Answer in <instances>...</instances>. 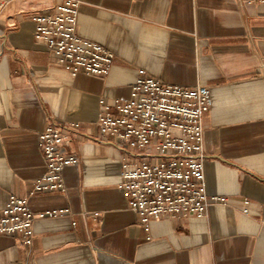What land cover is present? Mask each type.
I'll list each match as a JSON object with an SVG mask.
<instances>
[{"label": "crops", "instance_id": "1", "mask_svg": "<svg viewBox=\"0 0 264 264\" xmlns=\"http://www.w3.org/2000/svg\"><path fill=\"white\" fill-rule=\"evenodd\" d=\"M62 0H0V209L27 198L32 244L0 235V264H264V0H77L78 32L114 53L105 77L72 76L35 38ZM211 90L204 119L206 191L226 201L204 218L165 217L149 230L119 185L135 154L104 137L101 100L129 98L139 72ZM70 136L79 164L64 192L36 193L39 136Z\"/></svg>", "mask_w": 264, "mask_h": 264}, {"label": "built area", "instance_id": "2", "mask_svg": "<svg viewBox=\"0 0 264 264\" xmlns=\"http://www.w3.org/2000/svg\"><path fill=\"white\" fill-rule=\"evenodd\" d=\"M79 7L77 0H62L51 14L35 16V38L72 76L105 77L115 55L80 36ZM101 105L98 126L104 137L136 153L122 164L119 188L129 208L141 214L146 230L152 220L165 217L204 218L212 205L226 201L206 191L204 119L212 106L208 87L165 84L141 70L127 100L113 105L101 100ZM69 143L70 136L53 126L40 134L46 170L35 183L36 193L65 191V168L79 164L77 156L65 152ZM67 212L35 213L27 198L11 197L0 209V235H19L29 246L36 220Z\"/></svg>", "mask_w": 264, "mask_h": 264}]
</instances>
